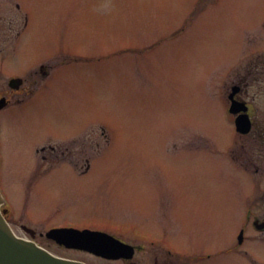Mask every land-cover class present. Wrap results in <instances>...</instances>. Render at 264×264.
<instances>
[{"label":"rangeland","instance_id":"374dc122","mask_svg":"<svg viewBox=\"0 0 264 264\" xmlns=\"http://www.w3.org/2000/svg\"><path fill=\"white\" fill-rule=\"evenodd\" d=\"M17 3L30 12L28 51L2 68L56 67L39 106L3 116L0 195L13 232L29 239L23 225L40 247L85 264H251L209 256L231 242L257 197L225 160L234 137L225 107L237 77L264 73V0ZM12 13L0 10L4 51L18 24ZM49 138L72 141L52 142L71 154L42 159L38 174L34 147ZM56 228L105 230L144 249L105 260L48 239ZM246 246L264 260V246Z\"/></svg>","mask_w":264,"mask_h":264},{"label":"flooded vegetation","instance_id":"af4514ba","mask_svg":"<svg viewBox=\"0 0 264 264\" xmlns=\"http://www.w3.org/2000/svg\"><path fill=\"white\" fill-rule=\"evenodd\" d=\"M0 6V10L2 11L8 10L10 7L14 12L12 13L15 16L14 19L18 21L17 28L10 36V40L6 41L9 44L7 49L5 51L0 49V175H2L5 170L4 149L7 137V133L5 136V130L3 129V116H8V113L20 114L27 109L39 106L41 94L47 89L46 85L48 81L53 78L56 66L53 64V61L43 64L34 62L30 67H25L23 73H17L5 67L2 68L12 55L18 56L22 54L24 57L28 51L27 47L22 48L21 43L23 42L21 37L24 31L29 28L30 12L19 5L17 0H1ZM67 59L68 56L63 57L61 60L59 59L58 64H67ZM254 86H257V108L253 104L254 96L249 93V90ZM227 100L229 106L225 108L232 122L234 137L225 151V160L234 170L240 172L245 177V185H248L253 192L256 191L257 197L254 202H249L242 208L240 213L242 221L237 226L231 242L229 241L230 243L228 242L216 254H211L209 257L213 259L216 256L233 254L247 259L251 264H264V260H261L258 256L256 258L255 255L247 250L246 246L247 244L264 246V73L245 72L241 74L232 83ZM232 103L234 107H231ZM22 137L24 139L27 138L25 137V133H23ZM83 137L80 140H83ZM97 139L101 140V143L103 142L104 145L108 143L105 140L104 134L97 137ZM77 141L79 140L74 142ZM52 142L72 143V141H57L49 138L46 142L35 145L34 155L38 161L36 171L38 174H41L42 171V159L47 157L49 159H57L59 157L65 159L66 156L64 155L71 154L63 150L58 151L59 148L56 145L53 146ZM90 142L91 140L86 141L87 144ZM96 145L97 148L100 147L98 141H96ZM64 149L68 150L67 147ZM89 171L90 167L87 164L84 170L76 174L83 176ZM2 210L5 219L8 220L10 215H12L10 210L7 206L6 209L3 207ZM22 229L29 236L30 240L37 237L36 232L23 228V225ZM99 231L113 235L109 231ZM39 235L42 234L40 233ZM18 237L26 239V237ZM132 247L134 248V253L144 249L142 245H132ZM198 261L202 262L201 257Z\"/></svg>","mask_w":264,"mask_h":264},{"label":"water","instance_id":"95a60500","mask_svg":"<svg viewBox=\"0 0 264 264\" xmlns=\"http://www.w3.org/2000/svg\"><path fill=\"white\" fill-rule=\"evenodd\" d=\"M231 107H234L233 103ZM46 237L67 249L87 252L106 260H131L134 256L132 246L103 232L62 228L48 231ZM0 264L84 263L57 257L33 241L18 238L0 210Z\"/></svg>","mask_w":264,"mask_h":264},{"label":"bare ground","instance_id":"6f19581e","mask_svg":"<svg viewBox=\"0 0 264 264\" xmlns=\"http://www.w3.org/2000/svg\"><path fill=\"white\" fill-rule=\"evenodd\" d=\"M114 237V236H113ZM115 239H117V240H119L120 242H123L122 240H120V239H118V238H116V237H114ZM124 243V242H123ZM122 260V259H121Z\"/></svg>","mask_w":264,"mask_h":264}]
</instances>
